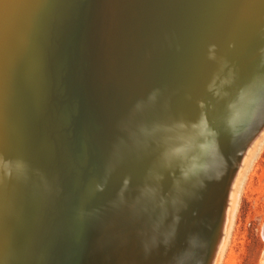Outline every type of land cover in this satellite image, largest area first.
Listing matches in <instances>:
<instances>
[{
  "label": "water",
  "instance_id": "1",
  "mask_svg": "<svg viewBox=\"0 0 264 264\" xmlns=\"http://www.w3.org/2000/svg\"><path fill=\"white\" fill-rule=\"evenodd\" d=\"M89 1L66 53L81 94L84 155L98 165L102 187L89 204L84 234L56 244L50 264H210L237 166L264 128V90L253 117L236 132L215 118L248 46L264 44L262 0H142L149 14L131 41L111 51L114 77L103 69L99 85L112 101L97 100L103 109L96 121L77 78L81 49L89 40ZM237 86L239 81L234 90ZM216 170L206 198L207 180ZM105 197L111 205L93 242ZM122 201H129L128 209L117 225L106 228ZM191 236L198 257L185 248Z\"/></svg>",
  "mask_w": 264,
  "mask_h": 264
},
{
  "label": "bare ground",
  "instance_id": "2",
  "mask_svg": "<svg viewBox=\"0 0 264 264\" xmlns=\"http://www.w3.org/2000/svg\"><path fill=\"white\" fill-rule=\"evenodd\" d=\"M84 1L0 0V264H50L56 244L77 239L86 229L99 175H93L91 159L84 155L78 122L81 94L72 83L66 53ZM253 47L248 46L237 65L215 117L235 132L249 121L264 85V44ZM104 67L113 78L111 51ZM237 79L240 88L234 90ZM122 208L121 215L128 207ZM226 213L210 264L218 256ZM117 218L106 228L117 225ZM185 248L190 254L196 250L198 257L194 237H187Z\"/></svg>",
  "mask_w": 264,
  "mask_h": 264
},
{
  "label": "rangeland",
  "instance_id": "3",
  "mask_svg": "<svg viewBox=\"0 0 264 264\" xmlns=\"http://www.w3.org/2000/svg\"><path fill=\"white\" fill-rule=\"evenodd\" d=\"M89 2L93 7L87 27L89 40L81 49V59L78 62V68H80L77 78L82 88L81 91L86 90L89 95V110L92 111L90 114L96 121V114L103 109L97 104V100L101 104L112 101L99 85L104 69V51L107 53L112 51L114 47L118 48V46L120 47L131 41L141 24L142 18L149 13L142 7V0H90ZM263 90L264 85L257 97L255 108L251 112L250 118L256 112ZM87 119L90 121L92 118L88 116ZM225 153L228 156L232 155L226 150ZM243 157L241 166L237 168L235 181L231 185V193L234 196L229 199L225 230L222 234L221 246L214 264H264V128L250 142ZM94 164L95 162L91 160L90 169H92L93 175H99V188L95 194L96 196L102 187V176L98 165ZM94 169H99V173ZM216 176L217 170L209 178L210 180H207L208 187L204 193L206 198H208L210 185ZM111 201L110 197H105V203L93 227L94 232L91 236L93 242L97 240V237L101 236L106 212L108 205H111ZM124 204L125 201H122L118 208L117 206L113 207L116 209L112 217L114 215L120 216L122 211L119 209L122 207V209L126 208V206L129 207V201H126L127 205L124 206ZM117 209L118 211L116 212ZM195 222V219L191 220L189 228L194 226ZM94 233L95 236L93 235ZM209 242L210 238L207 235L204 241L203 255L208 252ZM87 247L88 253L93 251L89 243Z\"/></svg>",
  "mask_w": 264,
  "mask_h": 264
}]
</instances>
